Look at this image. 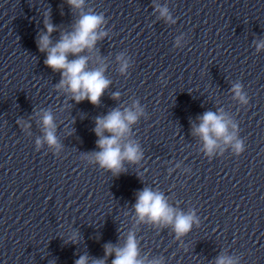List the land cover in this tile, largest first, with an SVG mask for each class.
I'll list each match as a JSON object with an SVG mask.
<instances>
[{"label": "water", "instance_id": "obj_1", "mask_svg": "<svg viewBox=\"0 0 264 264\" xmlns=\"http://www.w3.org/2000/svg\"><path fill=\"white\" fill-rule=\"evenodd\" d=\"M93 10L104 14L107 35L85 53L88 67H106L111 81L99 105L58 90L61 74L38 47L49 16L55 45ZM261 40L264 0H85L83 9L67 0H0V264H75L85 254L91 264L105 258L104 245L123 247L130 232L145 264H216L220 256L264 264ZM235 83L248 104L234 99ZM136 102L144 115L121 143L138 144L143 157L124 161L127 171L114 176L87 155L100 151L96 119ZM221 110L244 142L239 155L219 140L209 156L194 134L199 117ZM46 111L56 148L36 143ZM144 188L199 223L177 238L171 226L141 222L134 205Z\"/></svg>", "mask_w": 264, "mask_h": 264}, {"label": "clouds", "instance_id": "obj_2", "mask_svg": "<svg viewBox=\"0 0 264 264\" xmlns=\"http://www.w3.org/2000/svg\"><path fill=\"white\" fill-rule=\"evenodd\" d=\"M67 3L75 9L85 7V0H67ZM155 8L161 18L175 23L166 6L155 5ZM105 23L103 13L97 14L94 10L82 11L73 30L62 32L60 40L53 45L51 35L57 31V28L50 22L49 16L45 21L47 33L41 34L38 40L40 51L47 53L45 64L54 72L61 74L60 83L56 85V88L70 93L76 103L88 100L93 105H99L101 97L111 84L104 74L106 67L89 69V56L85 54L94 50L97 41L107 35V32L100 31ZM261 49H264V40L257 42V50ZM70 56L76 58L69 59ZM117 59L121 62L120 72L125 73L129 67L128 60L123 55L118 56ZM232 92L234 99H238L243 104L249 103L241 83L233 84ZM112 98L119 99V93H113ZM142 115H144V109L139 106V102H136L133 108H127L124 111L117 108L107 116L97 117L94 131L99 137L97 146L100 151L87 154L89 158L101 168L112 172L114 176L127 171L124 168V161L138 163L143 157L140 146L131 142L123 144L121 142L130 134L131 125L137 123ZM198 119L201 122L198 127L193 125L194 134L202 138L209 156L219 146V140L231 145L238 155L244 152V142L237 138L235 131H230V126L231 129H236L237 126L226 118L222 110L219 115L213 111H206ZM42 123L45 135L43 140L37 139V146L46 142L50 147H59L55 135L56 124L50 111L44 112ZM134 208L141 222L164 227L171 226L177 238L188 234L193 224L199 223L194 213L185 214L178 211L169 205L162 193L153 191L151 188H144L137 194ZM71 242H79L78 232L72 235ZM104 252L105 258H91V264H107V258L113 253L115 259L112 260V264H145V260L140 258L138 243L132 232L128 234L123 247L106 244ZM89 261L90 257L85 254L81 255L75 264H89ZM150 264H161V261L154 260ZM216 264H238V261L230 256H220Z\"/></svg>", "mask_w": 264, "mask_h": 264}]
</instances>
